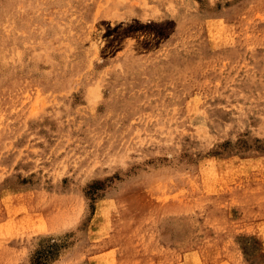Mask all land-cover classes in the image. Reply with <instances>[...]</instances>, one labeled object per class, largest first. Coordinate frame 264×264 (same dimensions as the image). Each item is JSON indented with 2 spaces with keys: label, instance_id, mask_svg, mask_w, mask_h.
Listing matches in <instances>:
<instances>
[{
  "label": "rangeland",
  "instance_id": "obj_1",
  "mask_svg": "<svg viewBox=\"0 0 264 264\" xmlns=\"http://www.w3.org/2000/svg\"><path fill=\"white\" fill-rule=\"evenodd\" d=\"M0 264H264V0H0Z\"/></svg>",
  "mask_w": 264,
  "mask_h": 264
}]
</instances>
